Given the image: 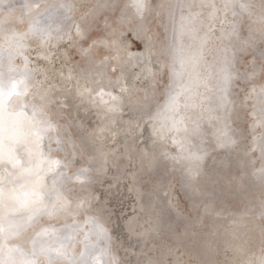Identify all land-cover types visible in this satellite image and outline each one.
<instances>
[{"label": "snow or ice", "instance_id": "1", "mask_svg": "<svg viewBox=\"0 0 264 264\" xmlns=\"http://www.w3.org/2000/svg\"><path fill=\"white\" fill-rule=\"evenodd\" d=\"M17 6L19 16L13 12ZM34 7L39 5L0 0V264H120L111 256L108 229L90 214L95 207L92 198L76 194V184L83 188L92 168L80 167L69 173V163L97 160L98 146L104 144L107 131L88 134L85 129L77 140L70 135V128H65L62 137L53 109L63 111L64 106L52 97L63 94L66 99H78L81 105L91 104L105 119L115 116L122 111L130 91L126 66L133 60L151 63L155 58L150 49L147 53L122 49L126 38L121 35L118 42L115 29L101 36L90 26L74 25L70 4L50 5L27 18L26 13ZM152 7L148 0H129L125 5L141 20ZM120 19L121 27L124 21L131 27L126 15ZM168 19L173 33L166 52L170 63L165 66L170 81L163 103L140 114V120L151 125L154 139L148 151L152 163H158L155 150L159 143L164 162L182 168L186 177L198 182L208 156V149L198 144L206 139L203 125L205 120L219 125L214 133L215 147L228 153L227 169L235 168L237 174L224 182L219 174L212 181L210 198L231 204L237 195L233 186L239 183L243 188L242 170L249 167L260 188V210L258 216L251 217L258 218L259 224L248 228L247 246H235L237 258L231 264H264V83L256 86L257 78L264 81V0L259 4L253 0H177L168 5ZM56 21L66 23L67 28L54 27ZM73 26L75 39L69 43L79 56L75 65L69 67L75 57L68 59L66 54L52 73L29 67L31 61L25 52L36 53L35 60L41 63L49 59L55 63L56 55L49 54L53 48L59 51V46L53 41L70 36ZM215 40L220 47L209 48ZM238 54L244 55L249 70L235 67ZM240 80L251 85L249 90H241V109L251 123L237 130L233 91ZM131 131L135 133V128ZM99 158H104V153L100 152ZM111 163L115 166L116 162ZM102 170L96 169L97 173ZM129 183L134 185V178ZM135 190L142 200L143 192ZM197 190L204 194V190ZM216 207V203L206 205L212 211ZM222 212H227L233 225L248 218L246 211L233 213L221 208L216 214ZM237 215L239 221L234 218ZM257 227L260 247L255 252L248 246ZM143 264L196 262L173 261L171 255L165 260L158 254Z\"/></svg>", "mask_w": 264, "mask_h": 264}, {"label": "bare ground", "instance_id": "2", "mask_svg": "<svg viewBox=\"0 0 264 264\" xmlns=\"http://www.w3.org/2000/svg\"><path fill=\"white\" fill-rule=\"evenodd\" d=\"M108 1L110 0H94L93 7L89 10L90 13L88 15L89 16L94 15V17L97 19L98 17L96 16V14L99 13L100 11H103L102 7H104V5L108 3ZM71 2L72 0H57V2H55L54 0H40V1L39 0L38 1L25 0V2L23 3L32 4L33 6L39 5L38 9L34 7V9L31 12L26 13V17L30 19L31 17L35 16L37 12H43L50 5L58 6L61 4H70ZM128 2L129 0H121L120 10H121L122 15H126L129 19H131V27L129 26V23L127 21H124L121 27V19H120L121 17L120 16H119L120 18L118 17V19L116 21L114 20V22H111V20L106 19L107 21H103L104 22L103 25L105 24V27H104L103 32H101L100 35L103 36V35L112 34L113 29H115L116 34L114 38H116L117 41L119 42L121 35L124 38H126L125 33H127V30H129V33L131 34V36L135 37V39H137L141 43V48L139 51L146 52V53L149 49L151 53L153 51L155 52L154 44H155L156 38H158L159 45L157 49L159 50V52H161L160 54L161 59L160 61L159 60L155 61L156 63L153 61L151 63H144L143 61L138 63L135 60H133L131 65L126 66L125 71L127 73L129 72L130 74L129 80H128V87L130 91L128 94V99L125 100V104H124L122 111L120 113H117L115 116H109L107 119H105L104 114L98 113L95 110V108L89 103H85L81 105V102L78 99H75V100L66 99L65 95L63 94L55 95L52 97L53 102L59 100L61 104L64 106L63 111H61L59 107H56L53 109V115L57 117L58 123L61 125V129H62L61 136L62 137H63V129L65 128H70V135H73L74 138H76L77 140H79L83 130L85 129L87 130L88 134H91L93 132L99 133L101 129H105L107 131L104 144L102 146H98V153H96V155L98 156L97 160L93 162L85 161L82 164H78V165H72L71 163H69V173L77 170L80 167L92 168V171L90 172L89 177H88L89 182L85 184L83 188L80 186L79 183L76 184L77 186V187L75 186L76 194L79 196L87 195L92 198V202L95 205V207H93L92 212L90 214L97 215L100 222L105 227H108L107 221L109 223L110 221H112L111 216L113 215V213H112V210L107 207L105 202L101 201V199H97L96 197L97 192L95 188L97 185L101 184L105 180V177L107 175L111 174L113 177L114 176L115 177L110 182L105 183V188H104L105 194L106 195H108V193L109 195L117 194L120 198L124 199L127 195H129L128 190L125 187V183L127 179L132 174L136 175L138 173V170H140V167L136 166V168H134L133 166L134 157L137 156L138 158V156L139 157L142 156L146 158V160L148 159L150 165H152L151 166L152 171H150L151 175L148 181H146V183H148L147 187L145 190L142 191L143 192V202L141 205V209H144L147 211L149 210L150 208L149 198L151 197V194L154 191L155 184H159V186H161L164 192V196L162 198L161 204L163 203L168 209L167 211H169L170 213L172 212V214L176 218L184 220L186 225L184 228L180 229L179 231H174L175 223L173 224L169 220L164 219V217L162 218L161 216H159L154 221H152L151 228L145 231L146 232L145 236H147L146 240L143 242H139L138 239L133 238L131 234H133V232L138 229L137 226L141 227V229L139 230H141L143 233L144 229H142L143 227L141 225L144 224L142 223L144 221L142 219H139L140 218L139 216H136L133 218L131 217L127 218V221L125 220L126 223L124 227L127 231L125 242L122 239H120L119 241L118 239L113 240V249L111 252V256L114 258L117 257L115 260L119 261L120 264H123L124 261L131 260L129 259V255H131L132 252L135 250V254L136 253L141 254L145 258V260L149 258H155L159 254L165 260H167L169 255H171V258L173 261H176L178 259H181L183 261H188L187 257L191 256L192 261L196 262V264H231V262L237 258L236 253L234 252L235 246L239 244H244L247 246L249 237L246 235V233H247L248 228L252 227L253 225L259 224L258 218L254 220L251 219V217L253 216H258V213L260 210L259 209L260 188L257 182L251 176V172L253 169L251 167L246 169V175H249L250 178L248 176V181L245 180L247 178L244 179L247 185V190H245V192L243 191L237 192L236 186L235 185L233 186L234 193H239L241 195L238 196L237 200L233 198L232 200L233 203L231 204V206L232 205L235 206L234 208L236 210L237 209L241 210V212H245L247 208H249L250 205H253L252 208H255L252 210L253 214L252 215L248 214V218L245 219L243 222H239L233 225L230 222L229 217L225 219H219L217 216H213L212 221L215 226L214 230L205 231L204 230L205 227L203 225L204 220L203 222L201 220L202 219L201 216L204 213L203 210L205 207L202 203L203 199L202 201L198 199V201L196 200L195 202H192L194 212H196L195 211L196 209L197 210L199 209L200 216H198L196 219L194 218L195 217L194 214H193L194 216L193 217L192 215H185L183 214V211L182 212L180 211L181 209L179 208V200L176 196L177 194L174 190V187H175V184L177 183V179L182 175L183 170L180 167L173 168L171 164H166L164 162L163 158L160 156V153L163 151V148L159 143L156 144V150H155L156 160L158 161V163L156 164L152 163V153L148 151L149 149L152 148L153 139H154L152 135L151 125H146L140 120V114L148 110V106L145 103V101L148 103L149 107L155 109V107L159 104H162L164 100V95H165V91L167 88L165 86L163 87L159 86V81L161 79L162 74L165 72V59L170 60L166 54L167 47L169 45L168 5L170 4L173 5L174 0H148V3L152 5L153 7L150 8L149 12L145 14V17L143 20L139 18H134L133 11L131 9L125 8V5ZM253 2L256 4H259L260 0H253ZM99 4H101V7L99 6ZM99 7L100 9H98ZM13 12L16 16H19L20 15L19 7L18 6L15 7L13 9ZM53 15H55V12L53 13ZM85 15H87L85 14V12L79 14L78 19L81 20L84 18L85 20L87 18V16ZM229 19H231V17H229ZM94 20L91 19L90 20L91 23H93ZM87 23H88V20H86L85 26H87ZM76 25H78L77 22H76ZM54 27L66 29L67 25H65L64 23H60L59 21H56L54 24ZM157 27L160 30L158 35H157V32H158ZM215 35L216 37H219L220 36L219 31H217ZM177 37H178L177 40H179L180 37L179 36ZM57 42L58 41H55V40L53 41L54 44H57ZM129 43L130 41L126 38L124 40V44L120 45V47L122 49L127 48L131 52H136L135 50L131 48ZM146 43L148 45L147 48H146ZM208 47L209 48L220 47L219 40L210 42ZM51 54L52 52L49 54L50 57H51ZM66 54H67L66 50L63 49L61 50L59 55L60 57H62ZM25 55L29 56L30 58L31 62L29 63V67L33 69L36 68L37 66L32 63L33 59L31 58L32 56L30 57V53L25 52ZM243 56L244 55H241V59ZM67 58L69 59V56H67ZM207 58L210 62L212 61L211 56H208ZM251 59L252 57L250 56L247 57V60L250 61ZM141 63L144 64L143 67L140 66ZM73 65H75V62L73 64H70L69 67H72ZM238 65L240 66L239 69L244 68L245 70H249V66L245 62L239 61ZM17 66H22V64H18ZM50 66H51L50 63L48 62V65L46 66V68H41L42 73L44 71L51 73L50 71L47 70L49 69ZM160 66H162L161 70H159ZM75 71L78 72L79 68L75 67ZM64 74L65 76H67L68 74L67 70L65 71ZM168 75H169V71H168ZM39 78L43 79V75H41ZM49 79L52 81L53 84H56V79L53 76L50 75ZM152 79H154V83L156 84V87L154 88V93H155L154 96L152 94H149L150 88L148 86L149 80H152ZM261 83H264V81L257 78L256 86L259 87ZM244 86H242V88L244 87L243 88L244 90H249L251 88V85L249 84H245ZM59 87H60L59 84H56L57 90H59ZM242 88L240 87V89ZM240 93H241V96L240 94L237 95L236 93L235 95H233L235 96L234 99L237 101L236 112L234 115V119L236 121V124L234 125V127L237 130L241 128L239 126V122L241 121V118H242L241 111H243L241 109V101L243 100L244 93L242 91H240ZM137 103H141V104L138 105ZM246 119H247L246 120L247 123H251V120L249 119L248 115ZM145 127L147 128L146 131L144 130ZM131 128H135V133H132ZM211 128L212 127L210 126V129ZM208 137L209 136H206V139L203 142H198V144L206 143L207 145L208 143H210V141L208 140L209 139ZM134 138H135V142H133ZM249 139H250V136H249ZM100 152L104 153V158H99ZM110 152H112L113 154L112 160L116 162L115 163L116 167L113 171L111 170L108 171V169H110L109 168L110 163L108 161L110 160L108 159ZM213 155H214V158H216V161L218 159V162H220L222 159H227L228 153L225 151H221L218 148H215ZM105 159L108 161V163H105ZM208 165H211V164H208ZM211 167L213 168V169L211 168L213 173H210V174L208 172L206 173V174H209L211 182H208V183H211V184H212V181L216 180L219 174L221 173L223 174V179L221 182H224L225 180H228L237 174V173L235 174V171L233 174L231 173V171L225 172L222 168L216 166L215 162L213 163V166ZM256 167H259V164ZM96 168H102L103 170L97 173ZM129 169L131 171H129ZM207 170H210V169H207ZM203 175H204V172L198 182L191 181L188 177L184 175V179L182 181L183 186L186 187L190 193H192L193 190H196L197 192L201 193V191H198L197 189H202L204 190V194L202 195L205 196V194L209 192L210 190L208 187L209 184L205 181L208 184V185H205L202 181ZM134 177L138 179L139 174L138 176L136 175ZM108 183H110L111 185H108ZM177 187H179V185ZM251 190L253 191V193L251 192ZM249 198L255 199V202L249 203V200H248ZM209 200L211 204H212V201L214 202V200L210 197H209ZM203 202H205V200ZM219 205H220L219 208H225L226 206L222 202H219ZM162 212L164 213V211ZM234 218L237 219L238 221L240 220V217L239 218L234 217ZM113 219H114V223L116 224L115 218ZM123 219H126V217H124ZM245 225H247V227H245ZM157 230L161 232H156ZM168 235H170L171 239L176 242L175 244L171 245L167 243V241L164 238H167ZM121 241L124 242V244H122L125 249L124 253L127 254L128 257H124V256L121 257L118 254V248H120L121 246V243H120ZM169 242L171 243L172 241H169ZM178 244L179 245L184 244L182 246H184L185 250L177 251L175 248ZM258 244L260 245V234H259V228L257 227L254 236L251 238V245L248 246V250L258 252V247H259ZM143 257H142V260H144ZM134 258L135 256H133V259ZM136 260H138V257ZM141 264L143 263L141 262Z\"/></svg>", "mask_w": 264, "mask_h": 264}, {"label": "rangeland", "instance_id": "3", "mask_svg": "<svg viewBox=\"0 0 264 264\" xmlns=\"http://www.w3.org/2000/svg\"><path fill=\"white\" fill-rule=\"evenodd\" d=\"M21 1L25 2V0H15V3L16 4L17 3L19 4V2H21ZM28 1H30V0H28ZM36 1H38V0H36ZM54 1L57 2V0H54ZM93 2H94V0H72V2L70 3V5L73 6L71 15L74 17V25H76V22H77V24L80 25L83 28L85 26L86 20H88L87 26L92 27V29H94L95 32L98 35H100L101 32H103L104 27H105V24L103 25V23H104L103 21L111 20V22H114V20L116 21L119 16L120 17L122 16V13H121V10H120L121 0H110V1H108V3H106L104 5V7H102L103 9L101 8L103 11H100L99 13L96 14V16L98 17L97 19L94 17V15H92L94 18L92 16H89L88 15L90 13L89 10L93 7ZM175 3H177V0H174L173 5ZM99 6L101 7V4H99ZM100 7L98 9H100ZM84 12H85V14H87V15H85V16H87V18L85 20H84V18L81 19V20H79L78 19V15L81 14V13H84ZM91 19H93V20L96 19V20H94L93 23H91V21H90ZM64 24L66 25V23H64ZM168 25H169L168 26V32H169V44H170L171 43V40H172V35H173V33H172V25H171V22L170 21H169ZM125 37L130 41L129 44H130V46H131V48L133 50H135V51H139L140 50L141 43L137 39H135V37L131 36V34L129 33V30H127V33H125ZM74 39H75V27L72 28V32H71V35L70 36H67V37H65L64 40H61V41H58L57 42V44L59 46V51H57L55 48L52 49L53 50L52 51V54L54 53L56 55V57H57L55 63L51 62V59L49 61H43L41 63V62L35 60L36 53H30V57L32 56L31 58L33 59L32 60V63L35 64L37 67L45 68V65L47 66L48 65V62H49L51 66L47 70L52 73L54 67L57 68V69L60 67L62 61H61V57H60L59 54H60L61 50L64 49V50H66L67 56H69V59H71L72 57H75V60L72 61V64H73L74 62H76V61L79 60L78 59L79 56H77L76 52L72 50V45H70V43H69L70 40H74ZM226 43L227 42L225 41V44ZM258 47H259V45H258ZM218 55H219V53H218ZM240 62H244V56L242 57V59L240 60ZM169 63H170V60L165 59V66L167 64H169ZM237 66H238L237 68L239 69L240 66L239 65H237ZM242 69H240V70L246 71L244 68H242ZM164 74H166L167 76L164 75ZM169 81H170V75H168V69L165 67V72L161 76V79L159 81V86H162V87L165 86L167 88V85H168ZM245 84L246 83L244 81H242V80L237 81L236 86H235L234 91H233V95H235V93H236L237 95L240 94V96H241L240 91L245 87L244 86ZM242 86H244V87L242 88ZM240 87L242 89H240ZM234 97L235 96H233V98ZM241 114H242V118H241V121L239 122V126L240 127H244L247 124V121H246L247 120L246 119L247 114L244 111H241ZM213 124H214V126H213ZM210 126L212 127L211 129H210ZM217 127H219V125H217L215 123H209L207 120H205V123L203 125V131L206 132V134H207L206 136H209L208 137L209 138L208 140L210 141V143H208L207 145H206V143H204L206 146L203 145V144H199V146L200 145L202 147L205 146V148H207L209 150L208 156L206 157V160H205V166H204V169L205 170H204V175L202 177V181H203V183L205 185H208L209 184L208 187H209V190L210 191L207 192L205 194V196L202 195V193L197 192L196 190H193V192L190 193L188 191V189L183 186V182H182L183 179H184V173L183 172H182V175L183 176L181 175L177 179V183L178 184L176 183L175 184V187H174V190H175V192L177 194L176 196H177V198L179 200V208L181 209L180 211L181 212L183 211V214H185V215H192L193 216V214H194L195 217L194 216L193 217L196 219L198 216H200L199 215V209L198 210L196 209L195 210L196 212H194V208L192 206V202H195L196 200L198 201V199L201 200V201L203 199V201L205 200V202L207 201L206 203L202 201L203 205L205 206L204 207V210H203L204 213L203 212L202 213H203V215L205 214L204 216H205L206 219L202 215L201 216V218H202L201 220H202V222L204 220V222H203L204 224L203 225L205 227V229H204L205 231H213L214 230V227L215 226H214V223L212 221V217L213 216H217L219 219L228 218L227 212H222L220 215H217L216 214L221 209V208H219L220 205H219V202L218 201H214V202L212 201V204L209 202L210 201L209 200V197H210L209 194L213 191V185L211 183H208V182H211L210 177H209V174L210 173H213V171H212L213 168L211 166H213V163L215 162L216 163V166L222 168L225 172H228L227 163H226L227 159H222L220 162H218V159L216 161V158H214V155H213L214 149L215 148H218V147H215V143H214L215 142L214 141L215 135L213 134V133H215ZM219 150H221V149H219ZM221 151H224V150H221ZM111 153L112 152H110L109 154L113 156V154H111ZM136 158H137V156L134 157V161H133L134 164H133V166H134V168H136V166L140 167V170H138V173L136 174L137 176L139 174V177L137 179L136 177H134L136 175H133L132 174L127 179V181L125 183V187L127 188L129 195H127L124 199L123 198H120L117 194H114V195L113 194H110L109 195V193H108V195L105 194V192H104L105 183L106 182H110L115 177V176L113 177L111 174L110 175H107L105 177V180L101 184L97 185L96 188H95L96 189V192H97V194H96L97 199H101V201L105 202V204L107 205V207L110 208L112 210V213H113V215L111 216V220L112 221H110V223L107 221V226L108 227H106L108 229L109 233H110V236H111V248L112 249H113V240L118 239V241H119L120 239H122L125 242L126 232L127 231H126V229L124 227H125V223L127 221V218H130V217L133 218V217L139 216L140 217L139 219H142L144 221V222H142L144 224H142V223H141L142 225L140 224L143 227L142 229H144L143 230V233H142L141 230H139V229H141V227L140 226L139 227L137 226L138 229L135 230L133 232V234H131V236L133 238H135V239H138L139 242H143V241L146 240L147 236H145L146 235L145 234L146 233L145 231L146 230H149L151 228L152 221H154L159 216H161L162 218L164 217V219L169 220L173 224L175 223V227H174L175 230L174 231H179L180 229L184 228L185 225H186L185 222H184V220H181V219L176 218L172 214V212L170 213L169 211H167L168 209L166 208V206L163 203L161 204L162 198L164 196V192H163V189L161 188V186H159V184H155L154 191L151 194V197L149 198L150 199V204H149L150 205L149 206L150 208H149V210L147 211V210L141 209V205H142L143 199L140 200L137 197V194H136V190L135 189H139L140 191H143V190L146 189L147 184H148V183H146V181H148V179H149V177L151 175L150 171H152V169H151V166L152 165H150L148 159L146 160V158H144L142 156H140V157L138 156V158L137 159ZM112 161L113 160L111 158L109 160V163H110L109 164V168L110 169H108V171L109 170L113 171L115 169V167H116V164H115V166H113L111 164ZM222 161L225 162V163H222ZM208 164H211V165H208ZM258 164H259V162H257V165L256 166H258ZM207 169H210L211 171L210 170H207ZM141 170H143V171H141ZM234 171H235V174H236V169L235 168H233L231 170V173L233 174ZM243 171L245 172V178H247L245 180L248 181V176L249 175H246V170H243ZM207 172L209 174H206ZM144 173H146V174H144ZM181 177H183V178H181ZM133 178H134V185L131 184V183H129V180H132ZM249 178H250V176H249ZM179 179H181V180H179ZM108 185H111V184L108 183ZM178 185H179L180 188L177 187ZM78 186H79V184H78ZM235 186H236V189H237L236 191L237 192H240V191L245 192V190H247V185H246V182L245 181H243V188H241V185L239 183H237ZM251 192L253 193L252 190H251ZM80 194H81V192H80ZM239 195H241V194L237 193V195H235L236 197H233V198H235V200H237V198H238ZM248 200H249V203H254L255 202V199H250L249 198ZM140 201H141V203H140ZM214 203L218 204V206H217L218 208L216 207V210L215 211H212L210 208L206 209V205L211 206ZM232 203H233V201H232ZM231 204L225 206V208H228V211L230 210L229 212H233V213H240L241 212V210H238V209L236 210L234 208L235 206L232 205L233 206L232 207ZM221 206H222V204H221ZM252 207H253V205H250L249 208H247V210H246V212L249 215L250 214L252 215L253 214L252 210L255 209V208H252ZM162 211H164V213ZM92 215H95V214H92ZM162 215H164V216H162ZM124 217H126V219H123ZM235 217L239 218V215H237ZM113 218H115L116 224L114 223V219ZM207 220H208V222H207ZM145 221H146V223H145ZM172 221H174V222H172ZM158 228H160V227H158ZM156 232H161V231H158L157 230ZM172 236H174V235H172ZM164 239L167 241L168 244H171L172 245V244H175L176 243L174 240L171 239L170 235H168V237L167 238H164ZM167 239L169 241H172V242L170 243ZM124 242L123 241L120 242L121 243V246H120V248H118V254L121 257L122 256L128 257L127 254L124 253L125 249H124V247L122 245V244H124ZM196 242H197V240H196ZM182 245H184V244H182ZM182 245H179L178 244L175 249L176 250H179L181 248L179 251H184L185 248ZM259 247H260V245H259ZM259 247H258V250H259ZM132 255L135 256L134 259H133ZM137 257H138V260H136ZM142 257L143 256L141 254H139V253H136L135 254V250L132 252L131 255H129V259H131L130 261L132 262V264H141V262L143 263L145 261V258L143 257L144 260H142ZM116 258L117 257H115V259ZM187 259H188V261L189 260L192 261L191 256L187 257Z\"/></svg>", "mask_w": 264, "mask_h": 264}, {"label": "water", "instance_id": "4", "mask_svg": "<svg viewBox=\"0 0 264 264\" xmlns=\"http://www.w3.org/2000/svg\"><path fill=\"white\" fill-rule=\"evenodd\" d=\"M144 25V24H143ZM145 26V25H144ZM146 27V26H145ZM158 28V27H157ZM158 32H157V35H158V33H159V28H158V30H157ZM158 41H159V39L158 38H156V41H155V47H154V49H155V52L153 51L152 52V56L155 58L154 60H153V62H155V61H157V60H159L160 61V59H161V52H159V50L157 49V47H158ZM241 60V56H240V54H238V56H237V60H236V62H235V67L237 68V65H238V62ZM156 63V62H155ZM162 69V66H160V68H159V70H161ZM129 73V72H128ZM148 86H149V88H150V93L149 94H152L153 96H154V88L156 87V84L154 83V79H152V80H149V82H148ZM145 101V100H144ZM145 103L147 104V106H148V108H149V105H148V103L145 101ZM138 105L139 104H141V103H137ZM151 105V104H150ZM144 130L146 131L147 130V128L145 127L144 128ZM203 145H205V144H203ZM201 146V145H200ZM203 147H205V146H203ZM208 153H209V150H208ZM112 154V153H111ZM116 156V155H115ZM112 158V155H110L109 154V156H108V159H111ZM206 160V159H205ZM109 161V160H108ZM97 172V171H96ZM147 249H148V247H147ZM134 255H132V257H133Z\"/></svg>", "mask_w": 264, "mask_h": 264}]
</instances>
